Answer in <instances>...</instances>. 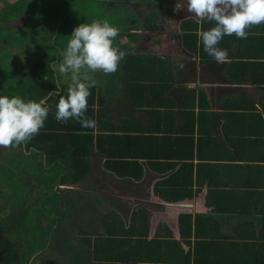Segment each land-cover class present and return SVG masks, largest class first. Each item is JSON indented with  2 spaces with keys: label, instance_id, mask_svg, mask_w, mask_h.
<instances>
[{
  "label": "crops",
  "instance_id": "1",
  "mask_svg": "<svg viewBox=\"0 0 264 264\" xmlns=\"http://www.w3.org/2000/svg\"><path fill=\"white\" fill-rule=\"evenodd\" d=\"M161 6L135 27L116 22L113 47L126 53L116 72L88 71L96 123L86 173L66 183L87 221H71L93 244L112 241L96 252L78 242L67 264H264V23L224 36L217 63L189 36L214 22ZM109 9V24L127 15Z\"/></svg>",
  "mask_w": 264,
  "mask_h": 264
},
{
  "label": "trees",
  "instance_id": "2",
  "mask_svg": "<svg viewBox=\"0 0 264 264\" xmlns=\"http://www.w3.org/2000/svg\"><path fill=\"white\" fill-rule=\"evenodd\" d=\"M75 1L77 0H17V3L14 4L5 3L0 11V59L3 63V67H0V88L3 87L4 83L1 80L4 76L6 83H11L9 91L2 95H15L25 100H38L48 96L49 91H53L52 95L48 96L47 103L50 111L43 128L26 145L21 146L23 149L35 148L36 151H32L30 157L38 156L43 161L41 170L35 173V184L41 187L53 186L55 188L53 195H50V198L48 197L49 199L42 203L46 209H53L50 218H45L42 222L49 237L41 251L35 253V256L30 260V264H64L63 258L66 260L69 257V252L72 251L71 247L75 246L74 240L71 238L73 230L69 226L71 220L78 221L79 218L85 217V213L87 217L88 209L80 206L73 208L74 203L79 204L78 202H80L75 194L61 196L56 189L68 182L72 183L71 181L83 179L88 155L86 149H82V145L86 148L87 143L91 140L89 131L93 129L92 127H81L78 121L71 118L67 121L55 119V105L61 95H66L68 84H61L58 71L54 72L52 69L53 63L57 64L59 59L56 63L54 52L50 54V46H54L55 49L57 34L60 32L71 33L72 25L87 21L83 19L84 15H88L90 11L93 12L88 8V3L91 0H82L84 2L83 10L72 13L71 6ZM175 4L183 6L179 9L181 12H178V15L180 14L179 17L184 19L182 11L185 10L186 0H177ZM100 5L97 12L106 8L105 3ZM92 17L97 20L95 14ZM16 20H20L18 28L7 27L6 24ZM188 23L194 24V21L191 20ZM189 36L195 42L201 41L197 32ZM28 61L32 64L31 73L27 69L28 67H24ZM56 82L60 83L58 92L55 91ZM89 111L87 105L86 116L88 118ZM90 116L93 118V115ZM35 191L38 192V188L35 187ZM87 226L85 224V227ZM104 229L109 237L118 236L119 232H109L106 225H104ZM76 232L75 235L80 244L86 248L92 247L93 252L103 247L102 241L104 243L112 241L111 238L101 239L102 241L98 239L93 244V241L88 239L87 230L77 229ZM250 235L251 233L242 239V241L244 240L243 246L247 249L249 247L247 238ZM9 246L6 240L0 238V264H20V258L13 254L12 249L7 248ZM206 247L211 248L218 255L221 253L219 243L213 242L211 245L205 242L204 248ZM48 250L52 252L51 254H56V258L45 257L44 253H47ZM260 252L264 254V244H262ZM100 259L94 254V260L100 261Z\"/></svg>",
  "mask_w": 264,
  "mask_h": 264
},
{
  "label": "clouds",
  "instance_id": "3",
  "mask_svg": "<svg viewBox=\"0 0 264 264\" xmlns=\"http://www.w3.org/2000/svg\"><path fill=\"white\" fill-rule=\"evenodd\" d=\"M183 6L175 4L174 10ZM186 7L196 17L214 22L208 30L200 33L204 52L217 63L226 61V49L219 47L224 36L235 35L246 38L252 25L264 23V0H186ZM119 28L106 20H94L77 24L62 51V62L53 63L52 69L66 77L70 83L66 95H61L55 105V119L67 121L73 119L81 127H94L96 121L86 116L87 98L91 95L96 81L86 72L101 71L105 74L117 71L119 63L125 57V51L113 47ZM60 83H55L59 91ZM53 91L48 92L51 96ZM48 96L38 100H25L19 96L0 94V146L17 147L26 145L44 126L49 114ZM35 148L24 149L28 156Z\"/></svg>",
  "mask_w": 264,
  "mask_h": 264
},
{
  "label": "rangeland",
  "instance_id": "4",
  "mask_svg": "<svg viewBox=\"0 0 264 264\" xmlns=\"http://www.w3.org/2000/svg\"><path fill=\"white\" fill-rule=\"evenodd\" d=\"M98 1L100 4L105 2V0H91L88 3V8L92 9L95 13L90 11L88 15H84L83 19L87 20L85 22L90 23L94 21V18L92 17L94 14L96 15V19L99 18L97 20H100L103 18V15L100 13H103L104 10L107 12V10H110L109 8L115 7L119 8L118 10L126 12L127 15L124 18H112L111 24L116 26V22L121 21L123 29L129 26H136L135 24L137 23L135 20H132V18L137 17L140 21L143 14L145 16H150L152 13L151 11H158L157 9L162 7L161 5H172L177 2V0H168L167 3L160 4V0H142V2L139 0H111L109 3L105 4V7H107L106 9L97 12L101 7ZM145 2L149 3L150 6H147L146 9H142ZM5 3L14 4L17 3V0H0V11ZM83 8L84 2L82 0H77L73 2L71 12L75 13L83 10ZM117 12L118 11L115 13ZM77 24L79 23L72 25L73 28ZM6 25L8 28L16 29L20 25V20L13 21ZM70 34L71 33L60 32L57 34L55 49L54 46H50V54L54 52L56 63L59 59L57 65L62 62V51L66 46L68 39H70ZM1 66L3 67L2 59H0V67ZM24 67H28L27 69L30 73L32 72L31 62L28 61ZM85 72L89 75L87 70ZM63 77L67 78L70 82V77L59 74V81H61V84L63 83ZM1 82L4 84L2 85L3 87L0 88V94H4L9 91L8 88L10 89L11 83H6L5 76L2 78ZM42 165L43 161L40 157H30V155L25 156L24 149L21 146H0V238L6 240L10 245L7 248L12 249L13 254L20 258V264H30V260L35 256V253L41 251L49 237L48 231L46 229L44 230L46 227L42 226V222L44 221L43 219L50 218L53 209H46L42 203L45 200H48L50 195H53L55 188L53 186L41 187L35 184V173L41 170ZM35 187L38 188L39 193L35 191ZM56 189L61 196L65 194L69 195V192L73 193V195L75 194L76 197L80 195V193H77L78 190L71 188L66 184L62 186L60 185L56 187ZM73 206V208H75L76 204ZM83 220L84 222L87 221L86 213ZM8 222L9 225H7ZM69 226H71V228L73 226L74 229L72 230H74V232L80 228L85 229V225L82 222L74 223L71 221ZM61 235L63 236V233H61ZM71 235V237H75V239L72 238L74 243L78 244L79 241L76 239L77 236L74 233H71ZM51 253L52 252L48 250L47 253H44V256L56 258V254ZM39 260L41 261L42 258ZM69 260V257H67L66 260L63 258V263L67 264V261Z\"/></svg>",
  "mask_w": 264,
  "mask_h": 264
},
{
  "label": "flooded vegetation",
  "instance_id": "5",
  "mask_svg": "<svg viewBox=\"0 0 264 264\" xmlns=\"http://www.w3.org/2000/svg\"><path fill=\"white\" fill-rule=\"evenodd\" d=\"M110 1H111V0H107V1L105 0V2H104V3H105V4H107V3H109Z\"/></svg>",
  "mask_w": 264,
  "mask_h": 264
}]
</instances>
